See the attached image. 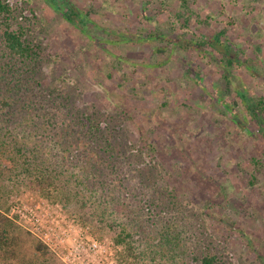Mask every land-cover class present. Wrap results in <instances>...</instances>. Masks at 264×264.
Wrapping results in <instances>:
<instances>
[{"label": "rangeland", "instance_id": "rangeland-1", "mask_svg": "<svg viewBox=\"0 0 264 264\" xmlns=\"http://www.w3.org/2000/svg\"><path fill=\"white\" fill-rule=\"evenodd\" d=\"M9 1L37 16L36 39L50 60L43 81L71 96L76 110L68 118L79 110L113 119L127 154L140 157L145 174H155L153 186L146 180L145 188L121 193V203L138 213L137 225L127 228L143 264H203L206 256H216V264H264V136L237 95L264 99V0H69L87 20L82 31L47 0ZM219 31L239 51L232 67L210 49L186 47ZM157 32L178 47L142 38ZM127 37L132 41L123 43ZM108 182L117 185V175ZM29 185L12 184L14 192L0 196L1 210L20 226L21 264H66L62 247L56 254L49 249L56 259L36 247L44 243L41 226L59 231L70 224L109 242L120 264L124 246L97 237L80 221L78 204L67 207ZM166 192L175 207H167ZM152 197L161 204L151 205ZM41 202L56 214L46 215L42 204L37 223ZM116 207L118 215L125 209ZM166 222L177 226L180 244L159 237Z\"/></svg>", "mask_w": 264, "mask_h": 264}, {"label": "trees", "instance_id": "trees-1", "mask_svg": "<svg viewBox=\"0 0 264 264\" xmlns=\"http://www.w3.org/2000/svg\"><path fill=\"white\" fill-rule=\"evenodd\" d=\"M47 1L75 29L82 31L87 26L81 10L69 0ZM25 11L9 0H0V196L8 197L14 192L12 184L23 182L67 207L78 204L82 211L80 221L91 225L97 237L112 236L118 245L124 246L120 264H143L144 254L136 246L135 234L127 228L137 225L133 213H138L121 203V193L133 187L145 188L146 180L149 187L153 186L151 179H155V174H145V168H138L140 157L134 160L127 154L126 148L130 146L117 138L113 119L95 118L79 110L76 118H68L76 110L71 106V96L44 84L43 69L50 60L43 44L36 39L37 16H26ZM113 35L109 33L110 37ZM225 36V31H219L215 36L193 40L186 47L196 48L199 53L210 49L216 53V60L232 67L240 60L239 51L232 48ZM142 38L169 40L173 48L179 45L160 32ZM131 41L123 39V43ZM188 78L199 81L193 73ZM237 95L246 107L247 117L257 121L264 136V99L247 93ZM156 173L158 178L159 172ZM116 175L117 185L116 181L108 182ZM149 187L143 197L149 193ZM167 192V207H175L176 203L170 200L172 194ZM152 198L151 205H157V198ZM121 204L125 209L118 215L116 206ZM19 227L0 208V264H21L16 251L21 241ZM175 228L176 225L166 222L160 231L159 237L168 245L180 244V232ZM36 248L43 256L55 258L44 243ZM202 263L216 264L218 260L216 256H206Z\"/></svg>", "mask_w": 264, "mask_h": 264}, {"label": "built area", "instance_id": "built-area-1", "mask_svg": "<svg viewBox=\"0 0 264 264\" xmlns=\"http://www.w3.org/2000/svg\"><path fill=\"white\" fill-rule=\"evenodd\" d=\"M45 205L48 208L43 209L46 212V215L56 214L55 212L51 213L52 208L46 205L44 202H41L37 207L33 218L35 222H40V215L37 211L41 210V205ZM43 228V241L49 249H51L55 254L58 253L56 247H62L63 251L62 260L66 264H117L116 253L117 250L113 249L111 244L107 241H101L93 237H88L85 235V231L82 228H74L72 224L68 225L65 230L58 228L54 230L52 227H42ZM78 230V231H76ZM78 232V233H77ZM74 237V242L71 244L67 242V246H60L63 244L66 239L70 236Z\"/></svg>", "mask_w": 264, "mask_h": 264}]
</instances>
